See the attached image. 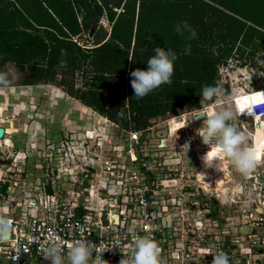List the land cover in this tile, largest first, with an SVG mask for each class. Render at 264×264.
<instances>
[{"label": "trees", "instance_id": "1", "mask_svg": "<svg viewBox=\"0 0 264 264\" xmlns=\"http://www.w3.org/2000/svg\"><path fill=\"white\" fill-rule=\"evenodd\" d=\"M97 1L0 0V68L11 63L21 72L16 85H59L121 128L127 122L116 114L126 104L137 129L135 116L148 124L156 117L198 109L203 86L226 87L220 84L218 68L232 58L236 43L240 54L247 47L261 51L264 59V0ZM107 4L121 11L115 13ZM102 9L110 24L108 37L97 46L81 47L77 39L96 27ZM184 21L195 29V39L174 30ZM157 47L177 54L172 82L138 100L130 73L146 70ZM61 59L66 70L56 67ZM74 72L82 77L77 87Z\"/></svg>", "mask_w": 264, "mask_h": 264}, {"label": "built area", "instance_id": "2", "mask_svg": "<svg viewBox=\"0 0 264 264\" xmlns=\"http://www.w3.org/2000/svg\"><path fill=\"white\" fill-rule=\"evenodd\" d=\"M96 2L99 4L97 0ZM106 7L115 13L121 11L120 7H113L110 4ZM220 67L218 68L220 84H224L226 81L220 71L225 70V67L223 65ZM218 87L222 88V85ZM255 90L261 94V100L250 105L252 112H248V115L243 112L238 114V117H247L251 120V127L246 130L251 137L250 143H253V134L258 122L261 120L264 122V86ZM255 90H248L247 93ZM238 93L236 91V94ZM126 108L127 105L124 104L117 115H121L128 122ZM192 112L193 110L187 113L188 117ZM151 128L152 126L147 124L144 130ZM142 131L135 128L125 131V139L129 144H133L141 155L136 157L132 151L129 152V160H138L143 167L142 176L134 181L126 172L120 170L114 176L117 186H93L91 182L96 176L95 166L106 175L112 173L114 165L107 157V160L102 161L87 157L84 152V139L80 138L78 141V137L70 136L69 140H66L67 136L64 135V140L59 138L61 141L53 145V153L47 155L50 165L44 167L40 178L35 175L34 180L28 178L27 186H4V196L0 199V214L10 221V228L6 239L0 237V264H51L41 253L53 236L61 237L65 245L79 239L95 243L97 250L107 248L102 258L109 264H119L122 258H129L135 240L145 236L158 243L164 264L168 263L169 257L175 260L194 257L200 260V264H213L215 255L221 252L229 257L230 264H264V165L248 177L240 176V179L228 187L226 193L229 202L233 204L243 202L245 205L241 209L240 219L235 222L232 236L221 234L217 229L204 232L205 221L213 214V211L209 212L207 209L209 201L206 199L200 211L198 209V214L201 211L205 213V219L192 220L194 233L188 228L187 231L181 229L178 238L180 242L177 243L175 238H172L177 233V230L174 231V224L183 219L182 212H192L190 206L195 202H185L184 209L178 211L173 210L174 207L178 208L173 199L169 198L163 202L160 195L167 194L168 191L161 187L157 188L162 182L153 181L148 171L154 163L156 166L165 165V160L157 162L153 159L159 157L161 152L156 151L161 148L157 145L146 149L148 143L145 136L141 137ZM83 137L90 139L87 134ZM194 138L200 140L197 134ZM62 149L68 151V156H65V152L63 154L60 152ZM152 149L155 156L147 154V150ZM51 155L56 157L52 159ZM196 157L201 164L197 155ZM82 159L85 160L77 164ZM233 171L236 172L234 169ZM197 172L200 170L194 173V178H189L195 183L199 181ZM24 174L31 175L27 171ZM111 181L107 180V183ZM199 182L195 186L203 194L207 191L208 185L204 184V181ZM105 183L103 181V184ZM183 186L188 188L189 184ZM212 189L214 199L221 204V198L225 194L219 195L215 188ZM114 190L116 194H113ZM187 191L192 195L195 192L197 194L194 188ZM249 192L252 193L251 198ZM102 197L109 198L110 201L103 203ZM102 213L105 216L104 221L101 219ZM168 229L171 230L170 233H167ZM183 237L195 240H188V243H192L189 245L185 244L186 238ZM231 239L233 242L229 244ZM168 243L174 247L165 249ZM93 255L95 256V253ZM65 260L67 264L66 251Z\"/></svg>", "mask_w": 264, "mask_h": 264}, {"label": "rangeland", "instance_id": "3", "mask_svg": "<svg viewBox=\"0 0 264 264\" xmlns=\"http://www.w3.org/2000/svg\"><path fill=\"white\" fill-rule=\"evenodd\" d=\"M99 21L104 23L105 28L110 29L109 21L103 10ZM77 42L81 47L92 46L86 33H83L80 39H77ZM240 49L239 44L236 43L233 46L232 58L226 60L223 65L225 70L220 71L226 81L223 84L226 87H222L225 97L220 102L223 103L230 97L228 102L235 106L236 109L244 107L245 110L242 112L248 115L249 113L245 106L261 100V94L255 89L264 86V59H260L261 51L254 50L253 53L250 48L246 47L243 48L244 51L240 54ZM250 53L253 54L251 55ZM0 70L2 73L7 74L12 84L7 88H0V121H2L0 126L8 130L0 136V199L4 196V186H27L28 178L34 180L36 178L34 175L40 178L44 167L50 165L47 155L50 152L53 153V145L64 140V135L67 136L66 140H69L70 136L78 137V141L80 138L84 139L83 146L87 157L98 161L107 160L108 158L110 163L114 165L112 173L106 175L102 174L100 168L95 166L96 176L93 177L91 182L93 186H117L114 176L120 170L126 172L127 176L131 177L133 181L142 176L143 167L140 162L138 160H129L130 151L136 157H141L135 146L129 144L125 139V131L133 128L130 121L127 122L124 129H121L113 122L105 121L102 116H99L90 107L67 95L64 92V88L59 85L51 83L16 85L21 78V72L19 73L11 63L4 64ZM81 81L82 77L79 76V73L74 72V87L79 86ZM225 88L227 91H225ZM251 89L255 91L247 93ZM236 91L239 93L236 94ZM241 91H244V93ZM101 96H104L103 92ZM215 104L216 101H211V103L198 109L203 110L204 107H207L208 110H213ZM192 110L183 109V111L171 116L150 119L148 124L152 128L141 132V137L145 136L148 143L146 149L154 148L157 145L161 148L156 151L161 152L159 157L152 158L157 160V162L165 160V165L156 166V163H154L151 170L148 171L153 181L162 182V185L157 186V188L161 187L163 190L168 191L167 194L163 193L160 195L163 202L169 198L170 200L173 199L174 203H177L176 206L178 205V208H173L175 211L183 210L187 201L195 202V204L190 206L192 212H182L183 219L177 221L178 224H174V231L177 230V233L172 238H175L177 243L180 242L178 238L181 229L186 230L188 228L194 233L195 228L192 225V220L196 218L205 219V213L201 211L198 214V209L200 211L201 205L206 202V199L209 201L207 209L209 212L213 211V214L212 217L207 218L208 220L205 221L204 232L217 229V231L226 236L233 235L235 222L240 219L241 209L245 206L243 202L233 204V202L228 200V187L240 179V175L233 171L227 161L223 163L221 170H217L214 167L205 168L201 156L208 150V146L202 144L201 140L194 138L196 136L195 129L201 126V120L194 121L195 123L188 122L185 127L178 129L188 117L187 113ZM117 116L119 115L116 114ZM190 124L193 127L188 130V125ZM236 125L241 131L246 132L251 127V120L241 116L238 117ZM168 128L173 132H170ZM263 130L264 122L261 120L254 130V145H258V150L264 149ZM87 131H90V139L83 137ZM59 138H61L60 141ZM189 138L193 140H190L189 150L184 154L181 151V146ZM63 146L65 147L64 144ZM194 146H197V148H194ZM60 152L62 154L65 152V156H68L66 149H62ZM153 152L154 149L152 151L147 150V154L155 156ZM195 153L201 164L198 163ZM51 157L54 159L56 156L51 155ZM84 160H79L77 164ZM199 170L200 172H197L198 180L204 181V184L208 185L206 186L208 187L207 191L203 194L195 186L196 183L200 182L195 183L189 179L194 178V173ZM26 171L31 175L26 176L24 174ZM163 175L166 176L164 177ZM226 175L228 176L225 177ZM202 176H205V178ZM107 180L112 181L107 183ZM103 181L106 183L103 184ZM184 184H189V189L184 187ZM193 188L197 190V194L195 192L192 195L187 191ZM212 188H215V192L219 195L225 194L221 198V204L214 199ZM115 190L113 194H116ZM102 198L103 203L110 201L109 198ZM168 211L169 209L166 210V212ZM214 224L215 226H213ZM178 227L179 229H177ZM220 228H223V230H220ZM170 232L171 230L168 229L167 233ZM183 238H186L185 244L189 245H192V243H188V240H195V238L191 237ZM232 242L233 239H231L229 244ZM172 247H174L173 244L168 243L165 249H172ZM199 262L200 260L194 257H182L181 260L169 257L167 264H200Z\"/></svg>", "mask_w": 264, "mask_h": 264}, {"label": "clouds", "instance_id": "4", "mask_svg": "<svg viewBox=\"0 0 264 264\" xmlns=\"http://www.w3.org/2000/svg\"><path fill=\"white\" fill-rule=\"evenodd\" d=\"M174 30L183 35L188 32L187 40L195 39L196 32L186 21L175 25ZM190 44L186 45L185 52L190 51ZM66 53L62 50L61 56ZM178 59L177 54L171 50L157 47L155 55L147 60V69H134L130 75V81L134 90V96L139 100L163 84H170L174 73V62ZM58 70H66L67 63L61 59L57 64ZM10 85L7 74L0 73V88ZM225 97L224 89L218 86L205 85L201 91V106H206L210 101H216L213 110L207 107L194 109L192 115L186 118L178 129L185 127L193 119L201 120V126L195 129L201 143L208 146V150L201 156L205 166L221 170L225 161L240 176L248 177L264 165V149L258 150V145L250 143L251 137L241 131L236 121L241 109H236L230 102V97L223 103L220 101ZM248 112H252L250 105L245 106ZM177 129V130H178ZM190 140H186L181 146L184 154L189 150ZM239 191V189H238ZM252 193L249 192V198ZM10 221L0 214V233L8 232ZM107 248L97 250L95 243L85 240H74L65 245L59 236L50 238L48 245L42 251L45 260L51 264H66L65 251L67 253V264H109L102 258ZM129 258H122L119 264H164L161 257V248L158 243L149 237H139L130 249ZM95 253V256L93 255ZM213 264H230L229 257L224 253H218L213 259Z\"/></svg>", "mask_w": 264, "mask_h": 264}, {"label": "water", "instance_id": "5", "mask_svg": "<svg viewBox=\"0 0 264 264\" xmlns=\"http://www.w3.org/2000/svg\"><path fill=\"white\" fill-rule=\"evenodd\" d=\"M108 34H109V30L105 28V25L102 21H99L94 29H90L87 32V37L89 38L92 46H97L101 44L103 41H105V39L108 37ZM135 118L138 121L137 129L140 131L144 130L147 126L145 120H143V118L138 116H135ZM198 120L199 119H193L192 121H198ZM101 219L104 221L105 219L104 213L101 214ZM0 235L2 239H6L8 236V232L0 233Z\"/></svg>", "mask_w": 264, "mask_h": 264}, {"label": "bare ground", "instance_id": "6", "mask_svg": "<svg viewBox=\"0 0 264 264\" xmlns=\"http://www.w3.org/2000/svg\"><path fill=\"white\" fill-rule=\"evenodd\" d=\"M105 121H106V120H105ZM0 128H1V129H0V134H1V135L3 134V132L8 131V130H6V129L4 130L1 126H0ZM169 130H170V129H169ZM170 132H173V131L170 130ZM86 134H87V137L91 138L90 131H87ZM1 135H0V136H1ZM161 142H162V141H161ZM253 144H254V134H253ZM205 147H206V146H205ZM205 147H204V148H205Z\"/></svg>", "mask_w": 264, "mask_h": 264}, {"label": "flooded vegetation", "instance_id": "7", "mask_svg": "<svg viewBox=\"0 0 264 264\" xmlns=\"http://www.w3.org/2000/svg\"><path fill=\"white\" fill-rule=\"evenodd\" d=\"M192 122V121H191ZM193 123H195V122H193ZM192 125L190 124V125H188V130H191L192 129Z\"/></svg>", "mask_w": 264, "mask_h": 264}, {"label": "snow or ice", "instance_id": "8", "mask_svg": "<svg viewBox=\"0 0 264 264\" xmlns=\"http://www.w3.org/2000/svg\"><path fill=\"white\" fill-rule=\"evenodd\" d=\"M244 110H245V108L244 107H241V112L244 111Z\"/></svg>", "mask_w": 264, "mask_h": 264}, {"label": "crops", "instance_id": "9", "mask_svg": "<svg viewBox=\"0 0 264 264\" xmlns=\"http://www.w3.org/2000/svg\"><path fill=\"white\" fill-rule=\"evenodd\" d=\"M0 122H2V121H0ZM5 130V129H4Z\"/></svg>", "mask_w": 264, "mask_h": 264}]
</instances>
